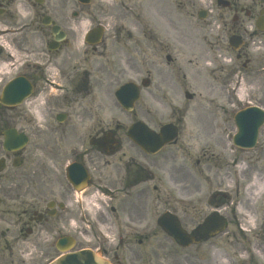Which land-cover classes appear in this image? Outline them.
<instances>
[{
	"label": "flooded vegetation",
	"instance_id": "obj_1",
	"mask_svg": "<svg viewBox=\"0 0 264 264\" xmlns=\"http://www.w3.org/2000/svg\"><path fill=\"white\" fill-rule=\"evenodd\" d=\"M110 1L111 10L109 0H0V97L14 84L31 89L27 101L0 103V264H44L60 255L56 242L64 236L75 240L68 254L92 251L122 264L124 250L134 264L136 242L142 246L153 235L156 161L136 151L119 120L105 125L99 115L102 96L115 101L127 82L120 78L141 73L137 54L148 67L166 51L159 39L166 24L148 23L142 14L153 18L152 12L140 1ZM213 1L221 31L238 38L237 50L228 47L232 58L245 76L259 75L263 63L252 51L264 50V0ZM99 27L101 42L89 45V31ZM26 104L36 108V121L30 126L35 151L25 156L26 148L6 152L2 145L9 129L26 134ZM170 122L180 133L181 120Z\"/></svg>",
	"mask_w": 264,
	"mask_h": 264
},
{
	"label": "rangeland",
	"instance_id": "obj_2",
	"mask_svg": "<svg viewBox=\"0 0 264 264\" xmlns=\"http://www.w3.org/2000/svg\"><path fill=\"white\" fill-rule=\"evenodd\" d=\"M135 1H140L143 8L147 6L152 12L153 18L148 20L147 15L142 14L148 23L166 24L165 33L159 37L166 45V51L157 52L160 59L154 54L153 63L148 66V69L152 68L151 85L141 103L135 106L133 115L120 110L116 102L104 94L99 120L105 125L119 120L125 127L135 120H142L157 130L171 120L172 114L175 119L179 118L181 131L177 145L167 147L153 157L156 162L153 163L152 183L157 190L153 191L151 208L157 216L169 210L190 230L215 207L227 218L228 225L224 232L206 243L183 249L158 230L153 217V235L142 246L136 242L134 264H264V189L251 199L246 192L256 175L264 178V125L254 149H236L231 142L236 131L232 115L243 107V100L264 108V78L261 75L247 77L241 62L230 61L226 37L221 35L216 19L217 9L213 11V18L203 22L196 17V12L204 7L199 0ZM211 1L205 0V6L212 9ZM108 3L105 7L111 10L113 5L110 0ZM132 19L137 23L135 18ZM109 34L111 31L106 32L107 44L111 39ZM154 51H157L155 47ZM167 54L173 59L168 66L165 65ZM117 59L120 56L117 55ZM137 59V69L141 73L126 72L120 82L147 76L145 64L138 54ZM262 60L261 57L260 63ZM121 68H124L123 64ZM160 70L157 77L155 71ZM183 73L185 78H182ZM113 87L110 92L115 89ZM233 87L235 90H231ZM237 88L242 100L233 94ZM104 91H107V85ZM184 91L193 93V99L186 100ZM34 110L35 107L26 104L24 128L30 143L25 156L35 151V139L30 133V126L36 121ZM40 130L46 131L43 127ZM122 140L126 142L123 135ZM209 149L202 157L201 150ZM196 160H199L198 165ZM43 162L48 164L49 161L43 159ZM214 192L222 194L215 195ZM246 208L251 213L250 218L243 214ZM88 210L95 213L96 207L90 203ZM119 256L123 264H131L124 250Z\"/></svg>",
	"mask_w": 264,
	"mask_h": 264
},
{
	"label": "water",
	"instance_id": "obj_3",
	"mask_svg": "<svg viewBox=\"0 0 264 264\" xmlns=\"http://www.w3.org/2000/svg\"><path fill=\"white\" fill-rule=\"evenodd\" d=\"M124 90H126V87L122 88L118 92L120 96L119 100L122 102V105L127 103L126 100L128 98L125 97L128 95L130 97V93L127 95ZM128 91L130 90L128 89ZM131 92H133V95L131 98H129L128 104L130 105L128 108L131 107L132 101H134L136 98V93L133 88L131 89ZM26 96L27 95H21V98ZM9 98L10 97H8V95H3V97L0 98V101L1 103H6L7 101H11ZM124 106V108H127L126 105ZM234 120L238 129V132L233 139L234 144L242 148L254 147L257 139L258 129L264 123V113L254 108H250L248 110L239 112ZM176 134V128L172 125H165L161 127L160 132L157 134L146 127L142 122L132 125L127 133L128 137L133 140L141 149L150 153L158 152L166 143L176 137ZM26 141L27 139L23 135L17 136L15 131L9 130L5 133L4 148L6 150H13L21 147L26 143ZM158 224L167 234L173 236L180 245L187 246L192 242H198L208 236H214L218 232L222 231L225 226V220L215 214L209 216L197 229V235L194 238L186 234L180 228L177 219L168 213L164 214L158 220ZM62 243H65V240L61 241L60 244ZM72 256L70 257L74 258V261L69 256L64 255L51 264H69V259H71L73 263L76 262L77 264L81 262L83 264H108L106 261L90 253H88L87 256L85 254L82 255L83 258H79L81 257L80 255Z\"/></svg>",
	"mask_w": 264,
	"mask_h": 264
},
{
	"label": "bare ground",
	"instance_id": "obj_4",
	"mask_svg": "<svg viewBox=\"0 0 264 264\" xmlns=\"http://www.w3.org/2000/svg\"><path fill=\"white\" fill-rule=\"evenodd\" d=\"M263 184H264V178L260 177L259 175H256L254 179V183L250 185L246 190L247 196L251 199L253 196L260 194L264 189ZM243 214H246L249 217H251V213L247 208L243 210Z\"/></svg>",
	"mask_w": 264,
	"mask_h": 264
}]
</instances>
